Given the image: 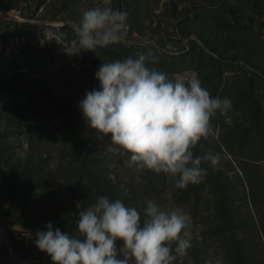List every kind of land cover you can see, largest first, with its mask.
I'll use <instances>...</instances> for the list:
<instances>
[{
  "label": "rangeland",
  "instance_id": "1",
  "mask_svg": "<svg viewBox=\"0 0 264 264\" xmlns=\"http://www.w3.org/2000/svg\"><path fill=\"white\" fill-rule=\"evenodd\" d=\"M2 2V6L11 8L7 12L0 10V170L8 166V174L0 185L9 184L16 177L11 167L29 173L40 166V174L22 181L20 186L31 181L37 184L48 181L50 187L33 193V198L41 197L43 201L40 206L28 207L24 212L17 211V200L6 198L0 188V264H53L51 257L39 250L36 243H33L35 253L25 259L23 246L36 241V233L46 232L49 223L59 227V221L53 223V219L65 210H70L73 221L83 209L86 197L82 196V191L75 190V182L61 179L74 155V137L66 123L67 116H63L65 107L83 118L87 127L83 129L81 140L87 146H95L101 158L98 170L103 179L111 182L120 198L128 197L140 204L155 200L162 210H182L191 217L189 251L196 255L198 264H227L225 247L211 234L213 199L202 195L197 204L194 197L191 200L195 205L186 204L178 199L182 192L175 187L176 177L129 169L124 163L126 157L109 150L110 137L96 133L84 117L80 102L87 91L101 90L95 74L102 64L129 56L137 58L138 54L149 51L162 58H158L157 64H146L147 67L165 73L173 81H187L195 76L212 97H227L232 101L230 111L223 115L217 112L212 118L213 132L198 142V148L203 150V155L211 151L220 156L217 166L208 162L205 165L214 173L222 172L221 177L229 181L235 194V230L243 232L257 258L264 257V231L258 226L261 222L264 227V212L255 216L250 207L246 208L248 192L240 173L242 167L248 168L251 159L264 156V148L256 146L258 134L254 135L255 132L249 139L236 140L235 127L248 128L254 111L246 101L248 109L244 112V99L238 98L236 92L244 83L232 78L233 70L252 78H256V74L264 77V0ZM103 5L129 13L122 42L112 44L113 47H98L95 52L82 50L72 54L71 41L75 39L72 30L76 35L83 12ZM206 10L210 13L204 21L189 23L195 19V12ZM26 22L33 30L30 42L14 36L17 25ZM64 24L68 26L61 30ZM22 46L26 53L21 55ZM246 84L243 96L247 97L244 98L252 103L256 92L263 98L264 120V93L259 90L263 83L255 79ZM16 93L20 97L15 108L12 100ZM24 93L35 101L32 109H27ZM54 96L59 102L54 101ZM239 101L243 105H237ZM262 163L258 162L264 170ZM149 182L153 185L148 186ZM46 195H50L51 200H45ZM34 213L38 219L34 218ZM176 261L174 264H197L189 255L177 257Z\"/></svg>",
  "mask_w": 264,
  "mask_h": 264
},
{
  "label": "clouds",
  "instance_id": "2",
  "mask_svg": "<svg viewBox=\"0 0 264 264\" xmlns=\"http://www.w3.org/2000/svg\"><path fill=\"white\" fill-rule=\"evenodd\" d=\"M128 16L108 5L85 10L71 53L122 42ZM157 63L151 51L103 63L95 74L101 90L87 91L80 106L89 126L110 137L109 150L126 157L129 169L176 177L175 187L186 189L207 175L202 163L219 164L218 154L194 155L193 150L212 134V118L230 111L232 101L212 97L195 76L173 81L146 66ZM142 213L120 199L100 196L80 209L75 235L53 230L49 223L46 232L36 233L35 243L53 264H174L188 255V214L162 210L155 200Z\"/></svg>",
  "mask_w": 264,
  "mask_h": 264
},
{
  "label": "trees",
  "instance_id": "3",
  "mask_svg": "<svg viewBox=\"0 0 264 264\" xmlns=\"http://www.w3.org/2000/svg\"><path fill=\"white\" fill-rule=\"evenodd\" d=\"M2 3V0H0V10L3 12H7L11 8V6H2ZM195 13V19L189 21V23L191 24H195L198 21H204L208 13H210V10ZM17 26L18 28L14 31V36L18 39H25L26 42H30L32 39L30 35L33 32V30H30L31 25L26 22ZM67 26V24H64L61 27V30L67 28ZM72 33L74 35V38L76 39V35L74 34L73 30ZM107 47H113V45H109ZM22 48L23 50H21V55L26 53V51L24 50V46H22ZM155 56L158 57V55ZM18 57L13 58L14 61H17ZM233 72V80H236L238 78L239 81L244 83L241 87L237 88V97H243L244 106L247 101L246 104L248 105V107L250 109H253L254 111L248 128L241 129L235 127L236 140L240 138H244V140H246L247 138L249 139L250 134L252 132H255L254 135L258 134L256 135L257 139H255L256 146H258L259 148H264V120L262 116L263 108L261 106L263 98L260 96L259 92H256V95L253 96L254 102L251 103L249 99L244 98L247 96H243L247 88L246 83L251 84L255 81V79H257L259 83H263L259 90L264 93V77H262L263 75L261 76L259 74H256V78H252L246 73L241 75L242 72L238 73L234 70ZM24 96L26 97V101L28 103L27 109H32L35 105V101L32 100L28 93H24ZM19 97L20 95L17 93L13 95L12 105L15 108L18 105ZM54 97V101L59 102L57 97ZM238 104L243 105V102L239 101L237 105ZM61 105L63 106V104ZM248 107H244V112H247ZM65 109L67 110H65L66 112L63 116H67L66 123L68 124L70 133L74 137V142L72 145L74 149V155L68 163V171L63 172L64 176L61 179L65 180L66 182H75V190L82 191V193L84 194H82V196L86 197L83 208H86L94 203L98 197L106 196L111 200L120 199L126 206L136 207L141 211V214L143 215L142 209L147 207L146 203L140 204L128 197L120 198V196L116 192H114L111 182L103 179L101 172L98 170L101 158L94 150L95 146H93L92 144V146H87L84 141L81 140L83 129L87 127L83 123V118L80 117L76 112L71 111L69 108L65 107ZM58 115L59 117H62L60 116V114ZM33 117L35 116L33 115ZM198 147L199 146L197 144L196 148L193 150L194 155L202 156L203 150L199 149ZM250 162L251 163L247 165V169L243 167L241 168L240 173H242L243 175L242 184L245 185V188L248 192V197L246 199V208H251L252 213L255 216H259L262 212H264V170L263 167L258 164V162H263L262 164H264V156L258 159H251ZM1 166L2 164L0 163V168ZM39 167L40 166H37L34 170H32V172L29 173L20 172L19 168L11 167L12 173L16 172V177L14 176L9 184L0 185V188L2 189L1 192L6 194V198H10L12 201L17 200V202L15 203V208L17 211L21 210L22 212H24L28 207L34 208L35 206H40L41 202L43 201L41 197L33 198L32 194L48 189L50 187L48 181L42 184H37L36 182L31 181V183L29 182L30 184H27L26 186H20L22 181L38 176L40 174ZM202 167L207 169V175L201 180L200 183L194 185L190 184L186 189H179L182 194L180 195L181 198L178 199H181V201H184V203L186 204L193 203L195 201L197 204L199 197L202 195L209 196L213 199L211 216V230L213 232L211 234L212 236H214L217 242L225 247L227 264H264V257L262 259L257 258V255L249 246L246 237L242 235L243 232L241 231L237 233L235 230L234 225L236 212L233 206L235 202V194L233 193V188L229 184V181L221 177L223 176L222 172L214 173L212 168H209L207 164L205 165V162L202 163ZM3 168L4 169L2 171L0 170V181H2L4 179V176L8 174V166L4 165ZM148 172L149 174L153 173L151 171H147V173ZM152 185L153 183L149 182L148 186ZM192 197L196 198V200H191ZM45 200H51L50 195H46ZM56 207L57 205L55 206V208ZM59 211L62 212V210ZM34 215V218L38 219L37 214L34 213ZM77 220L78 218H75L72 221L70 219V210H65V212H62L61 216L58 215V217H55L53 219V223L59 221L60 226L57 228L60 229L62 233L75 235ZM17 223L19 224V222ZM258 226L263 228L264 231V227L262 226L261 222H258ZM57 228L53 227V230ZM33 243H35V241H32L28 246H23V248L25 249L23 257L25 259L31 257L35 253L34 249L36 246L33 245ZM262 247L264 249V245H262ZM23 248L21 247V249ZM188 255L197 262L196 255L191 253L189 249ZM176 262L177 261H174V263Z\"/></svg>",
  "mask_w": 264,
  "mask_h": 264
}]
</instances>
